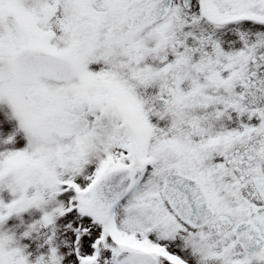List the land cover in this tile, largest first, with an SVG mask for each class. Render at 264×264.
<instances>
[{
	"label": "snow or ice",
	"instance_id": "snow-or-ice-1",
	"mask_svg": "<svg viewBox=\"0 0 264 264\" xmlns=\"http://www.w3.org/2000/svg\"><path fill=\"white\" fill-rule=\"evenodd\" d=\"M0 264H264V0H0Z\"/></svg>",
	"mask_w": 264,
	"mask_h": 264
}]
</instances>
